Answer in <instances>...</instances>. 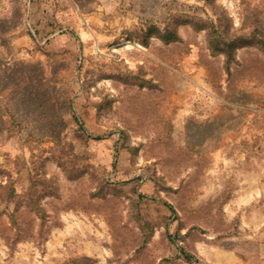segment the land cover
<instances>
[{
	"label": "rangeland",
	"instance_id": "374dc122",
	"mask_svg": "<svg viewBox=\"0 0 264 264\" xmlns=\"http://www.w3.org/2000/svg\"><path fill=\"white\" fill-rule=\"evenodd\" d=\"M216 5L229 72L203 0H0V264H264V0Z\"/></svg>",
	"mask_w": 264,
	"mask_h": 264
},
{
	"label": "trees",
	"instance_id": "16d2710c",
	"mask_svg": "<svg viewBox=\"0 0 264 264\" xmlns=\"http://www.w3.org/2000/svg\"><path fill=\"white\" fill-rule=\"evenodd\" d=\"M203 2L205 6L213 11L216 19L214 22L210 21L201 24L200 22H196L193 25L199 26L201 29L205 30L207 47L212 53H219L224 56L225 70L229 72L235 50L239 47H243L245 44L230 34L232 28L230 18L219 5H216V0H203ZM151 30L155 31L156 29L152 28ZM164 30L163 34L157 32L158 37L163 41L172 43L179 40L175 29L167 26ZM23 237L24 236L21 237L18 235L15 241H19L23 239Z\"/></svg>",
	"mask_w": 264,
	"mask_h": 264
}]
</instances>
